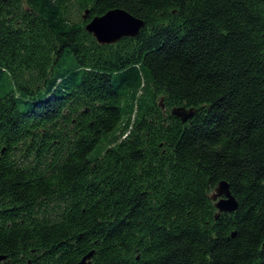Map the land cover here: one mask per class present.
Instances as JSON below:
<instances>
[{
    "label": "trees",
    "instance_id": "trees-1",
    "mask_svg": "<svg viewBox=\"0 0 264 264\" xmlns=\"http://www.w3.org/2000/svg\"><path fill=\"white\" fill-rule=\"evenodd\" d=\"M114 9L145 27L100 45ZM91 251L264 264V0H0V264Z\"/></svg>",
    "mask_w": 264,
    "mask_h": 264
},
{
    "label": "water",
    "instance_id": "water-1",
    "mask_svg": "<svg viewBox=\"0 0 264 264\" xmlns=\"http://www.w3.org/2000/svg\"><path fill=\"white\" fill-rule=\"evenodd\" d=\"M88 15L89 11L86 10L83 15L84 21L88 20ZM144 27L145 22L143 20L136 18L123 9H114L100 17L89 20L85 29L96 39L98 44L114 45L124 38L135 39ZM160 103L163 107V100ZM171 114L185 124L193 119L196 114V108H187L185 106L175 107L172 109ZM211 199L217 209L216 219L221 214H232L238 210L239 204L231 193L230 186L226 181H221L218 184L211 194ZM93 255L94 251H91L79 264H91ZM6 259V256H0V262Z\"/></svg>",
    "mask_w": 264,
    "mask_h": 264
},
{
    "label": "rangeland",
    "instance_id": "rangeland-1",
    "mask_svg": "<svg viewBox=\"0 0 264 264\" xmlns=\"http://www.w3.org/2000/svg\"><path fill=\"white\" fill-rule=\"evenodd\" d=\"M84 14H85V12H84V13H82V14H81V16H83ZM159 101H160V99L158 100V102H159Z\"/></svg>",
    "mask_w": 264,
    "mask_h": 264
}]
</instances>
